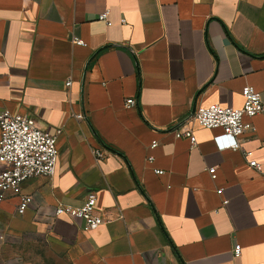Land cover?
I'll return each mask as SVG.
<instances>
[{"label":"crops","instance_id":"obj_1","mask_svg":"<svg viewBox=\"0 0 264 264\" xmlns=\"http://www.w3.org/2000/svg\"><path fill=\"white\" fill-rule=\"evenodd\" d=\"M247 85L264 95V0H0V113L62 129L26 212L0 202V242L39 233L68 264H264V116L245 117L249 157L222 128L194 124V147L175 135L201 105L242 107ZM91 193L98 229L53 216Z\"/></svg>","mask_w":264,"mask_h":264},{"label":"built area","instance_id":"obj_2","mask_svg":"<svg viewBox=\"0 0 264 264\" xmlns=\"http://www.w3.org/2000/svg\"><path fill=\"white\" fill-rule=\"evenodd\" d=\"M99 18L104 20L107 25H112V21L109 20V10L102 12ZM122 22H125V19ZM74 41L77 44L85 45L82 39L74 38ZM67 85L71 86L72 80H68ZM242 93L245 102L240 108L224 107L220 104L199 106L188 119L175 129L176 137L189 138L194 147L198 143L194 134V124L206 128H222L223 134L218 138L221 141L222 149L242 150L245 156H251L252 152L243 150L241 144V136L254 130L253 124L246 121L245 117L264 116V95L251 85L245 86ZM135 104V98H129L126 103L127 106ZM76 117L84 118L83 114H77ZM61 133V128L55 132L43 128L31 114L13 113L10 110L0 113V202L10 195L19 196L18 213L26 212L32 203V197L23 193V183L36 176L50 178L54 176L59 157L57 139ZM223 138L229 141L224 143L222 142ZM158 144L157 141H154L152 147H156ZM93 152L98 160H102L108 155L106 151L99 148L94 149ZM149 159L151 161L154 158L151 156ZM249 164L262 172V165L258 160L250 159ZM216 171V167L209 168L213 178H216ZM156 172L163 173L162 170H156ZM217 192L222 194L223 189L220 188ZM61 215L82 220L88 231L98 229L107 221L104 214L97 209L96 193L89 194L85 204L80 207L63 203L56 205L53 216ZM241 252V244H236L235 256H239Z\"/></svg>","mask_w":264,"mask_h":264},{"label":"rangeland","instance_id":"obj_3","mask_svg":"<svg viewBox=\"0 0 264 264\" xmlns=\"http://www.w3.org/2000/svg\"><path fill=\"white\" fill-rule=\"evenodd\" d=\"M0 264H68L39 233L12 234L0 242Z\"/></svg>","mask_w":264,"mask_h":264},{"label":"water","instance_id":"obj_4","mask_svg":"<svg viewBox=\"0 0 264 264\" xmlns=\"http://www.w3.org/2000/svg\"><path fill=\"white\" fill-rule=\"evenodd\" d=\"M194 111H195V109H194ZM194 111H193V113H194Z\"/></svg>","mask_w":264,"mask_h":264}]
</instances>
